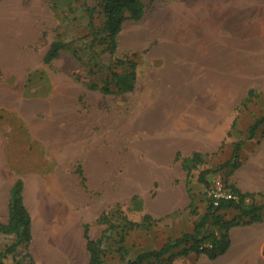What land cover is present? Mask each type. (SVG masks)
<instances>
[{"label": "rangeland", "instance_id": "obj_1", "mask_svg": "<svg viewBox=\"0 0 264 264\" xmlns=\"http://www.w3.org/2000/svg\"><path fill=\"white\" fill-rule=\"evenodd\" d=\"M98 1L0 0V34H5L0 35V148L6 153L13 142L21 155L11 154L10 145L8 156L55 166L62 178L69 177L73 211L80 215V240L84 242L83 226L88 223L90 235L102 237L103 263L127 264L138 252L176 238L181 228L175 226L180 223L185 230L192 216L197 220L205 212L208 188L198 180L200 171L210 170V181L233 183L230 168L220 166L234 142H242L243 159L257 150L264 153V135L247 138L248 125L264 112V16L261 21L248 15L242 40L213 31L197 39L193 34L172 38L166 30L175 25L163 22V50L180 49L190 56L180 66L178 56H163L160 69L146 65L144 55L148 48L160 47L161 26L152 24L154 13L175 0H143L145 15L123 23L114 52L101 40L92 41V26L101 29L104 21ZM209 16L219 17L214 12ZM188 25L185 20L184 27ZM154 32L159 37L150 41ZM54 39L65 45L47 63L44 56ZM134 52L139 62L134 89L118 92L110 82L112 92L103 91L109 69L123 71L116 58ZM225 52L231 55L225 58L231 61V72L222 71ZM214 53L217 62L209 63ZM161 82L163 90L158 88ZM249 88L255 94L241 104ZM176 151L175 159L163 164ZM193 151L202 152L203 161L187 171L182 159ZM263 153L254 166L261 172L259 179L264 178ZM163 191L190 196L193 205L163 218ZM88 194L120 196L106 209L109 221L81 214ZM145 213L154 218L149 227L128 225V220L141 222ZM16 238L15 233H0V264H29L25 243L6 251ZM178 250L172 251L173 260L162 257V263H196L178 256ZM156 263L152 259L146 264Z\"/></svg>", "mask_w": 264, "mask_h": 264}, {"label": "crops", "instance_id": "obj_2", "mask_svg": "<svg viewBox=\"0 0 264 264\" xmlns=\"http://www.w3.org/2000/svg\"><path fill=\"white\" fill-rule=\"evenodd\" d=\"M210 12H214L219 17H210ZM249 14L257 15L261 20V17L264 16V0H175L168 4L166 10L161 7V10L153 15L152 24L155 26L160 25L162 34L159 37L156 32L150 33L149 40L154 41L156 36L159 37L160 47L148 48L144 55V63L151 68L161 69L163 68V56H178L181 60L180 63H177L179 66L183 64L184 56H190L185 55L180 49L163 50V22L170 26L175 25L171 32L166 30V34L171 35L172 38H183L185 35L193 34L197 39V37L200 38V36L206 35L210 31L216 33L218 31V33L225 35V39L242 40L249 28L247 21ZM185 20L192 25L185 28ZM178 24L180 27H176ZM193 55L195 54L191 56L193 57ZM222 56H224V59L221 60L223 63L222 71L231 72V61L225 59L231 55L225 52ZM241 56L239 55L240 58ZM216 57V53L211 54L207 61L214 64L217 62ZM225 67H228V69ZM158 88L163 90V82L159 84ZM160 95L163 97L162 91ZM10 145L13 148L11 154L16 156L19 153L21 155L20 151L14 149L13 142H8L6 153L0 148V189H4L0 190V221H7L10 188L14 181L20 178L23 181V202L31 217V240L28 242L27 248L36 264H88L87 240L83 236L84 242L81 241L78 235L77 218L80 215L73 211L71 179L69 177L62 178L61 172H58L55 166H41L40 162L34 164L28 162L27 158L23 161L8 156ZM177 152L169 153L170 156L165 155L167 158L163 160V164L173 161ZM262 153L263 150H257L255 156L243 159L240 151L242 163L233 171L232 182L241 192L264 194V178L259 179L260 170L258 168L254 169L256 160L261 157ZM31 164L37 166H31ZM86 201V206L81 214L86 218L94 217L97 220L110 205L120 201V196L100 197L88 194ZM190 204V196H171V194H166L163 191V218L170 217L181 209L189 208ZM225 211L227 209L223 210V212ZM231 211L234 212L232 216L238 214L237 210ZM195 221L196 216L194 215L192 216L191 226H188L185 230H182L180 223L175 226V229L181 228L175 237L181 236L184 232H192ZM66 229L68 231L75 230L73 239L71 235L66 237ZM88 229L90 238L96 239L90 235L89 226ZM229 237L230 245L227 251L217 258L209 259L204 254L197 255L193 252L194 255L190 252L187 255L189 260L191 259L194 262L196 260L195 264H264V219L232 226L229 230ZM47 249H49L48 252ZM58 254L59 256H57Z\"/></svg>", "mask_w": 264, "mask_h": 264}, {"label": "trees", "instance_id": "obj_3", "mask_svg": "<svg viewBox=\"0 0 264 264\" xmlns=\"http://www.w3.org/2000/svg\"><path fill=\"white\" fill-rule=\"evenodd\" d=\"M98 8L104 17L101 29L93 27L92 41L97 40L106 43L108 49L114 52L118 47V35L122 30V25L126 20H140L146 12V5L143 0H99ZM102 35L98 37V35ZM64 43L60 39H54L44 56V61L49 63L59 55L60 49L64 47ZM133 57V58H131ZM137 53H132L125 58L118 57L115 60L117 65L123 67V71L119 72L114 68L109 69L110 76L102 85V90L112 92L110 82L116 86V91H131L134 89L137 81L138 60ZM94 87V85H91ZM254 88H249L246 95L241 100V104L250 102L255 94ZM264 135V112L254 118L247 127V138L253 139ZM242 147L241 141L233 143V149L230 157L221 164V168H230L233 172L238 168L242 160L240 159V151ZM203 161V154L200 151H193L191 155L182 159V165L185 170L189 171L196 168ZM210 170H202L199 172L198 180L206 187L210 184L207 172ZM216 172V171H215ZM79 174L82 171L79 169ZM224 182L233 194L232 198L221 199L217 205H213L212 201L207 199L205 212L195 221L192 232H184L181 236L169 239L161 247L157 249L145 250L138 252L135 257L127 260V264H146L148 261L155 259L156 264H163L162 257L168 255V259L173 260L175 256L172 252L175 248H179L178 256H186L190 252L197 255L205 254L209 259H215L219 255L225 253L230 245L229 230L232 226L238 224L251 223L253 221L264 219V202L255 200L256 194L253 192H241L233 183H229L226 179ZM23 181L18 178L14 181L10 188V199L8 204V216L6 222L0 221V233H15L17 238L15 242L9 246L6 251L13 249L19 243L28 244L31 240V217L23 202ZM193 205V199L191 204ZM237 210L238 214L231 218H226L223 210ZM108 211H105L99 218L100 221L107 220ZM154 218L150 213L143 215L142 221L128 220L131 227H149ZM213 226V228H212ZM83 236L87 240V248L89 251L88 264H104L99 246L102 237L92 239L89 236L88 225H84ZM176 254V255H177ZM29 264H35L34 259L29 254Z\"/></svg>", "mask_w": 264, "mask_h": 264}, {"label": "built area", "instance_id": "obj_4", "mask_svg": "<svg viewBox=\"0 0 264 264\" xmlns=\"http://www.w3.org/2000/svg\"><path fill=\"white\" fill-rule=\"evenodd\" d=\"M207 188V196L212 201L213 205H217L221 199H229L235 196L232 190L226 186L224 180L221 178H216L210 181V184ZM255 200L257 202H264V196L256 194Z\"/></svg>", "mask_w": 264, "mask_h": 264}, {"label": "bare ground", "instance_id": "obj_5", "mask_svg": "<svg viewBox=\"0 0 264 264\" xmlns=\"http://www.w3.org/2000/svg\"><path fill=\"white\" fill-rule=\"evenodd\" d=\"M252 6H253V5H252ZM254 13H255V12H254ZM248 18H249V17H248ZM258 18H259V17H258ZM263 18H264V17H263ZM225 20H226V18H225ZM245 20H246V19H245ZM245 20H244V21H245ZM227 21H228V19H227ZM227 21H225V22H227ZM6 23H8V22H6ZM244 23H245V22H244ZM214 24H215V22H214ZM0 25H1V24H0ZM2 25H3V24H2ZM2 25H1V26H2ZM6 25H7V24H6ZM6 25H5V26H6ZM222 25H223V24H222ZM1 26H0V27H1ZM223 26H224V25H223ZM223 26H222V27H223ZM222 27H221V28H222ZM226 27H227V26H226ZM227 28H228V27H227ZM219 31H220V30H219ZM2 33H3V32H2ZM217 33H218V31H217ZM0 35H1V34H0ZM2 35H5V34H2ZM2 35H1V36H2ZM1 36H0V48H2V47H1V44L4 43V42L2 41V39H1V38H2ZM207 36H208V35H207ZM208 38H209V37H208ZM208 38H207V39H208ZM210 39H211V38H210ZM210 39H209V40H210ZM3 40H5V39H3ZM221 40H222V39H221ZM210 41H211V40H210ZM210 41H209V42H210ZM219 41H220V40H219ZM222 41H223V40H222ZM226 41H227V40H226ZM248 41H249V40H248ZM220 43H221V42H220ZM220 43H219V44H220ZM2 46H3V45H2ZM4 46H5V45H4ZM218 46H219V45H218ZM224 47H225V46H224ZM187 48H188V47H187ZM227 50H228V49H227ZM2 51H3V50H2ZM2 54H3V53H2ZM187 55H188V54H187ZM191 57H192V56H191ZM195 57H196V56H195ZM193 58H194V56H193ZM198 59H199V58H198ZM1 183H2V182H1ZM2 184H3V183H2ZM2 186H4V185H2ZM1 189L4 190L3 188H1ZM1 189H0V190H1ZM1 193H2V192H1ZM3 194H4V193H3ZM0 203H1V202H0ZM42 215H43V214H42ZM55 215H56V214H55ZM57 216H58V215H57ZM54 218H55V217H54ZM43 221H44V220H43ZM48 222H49V221H48ZM61 222H62V221H61ZM46 227H47V226H46ZM53 227H54V226H53ZM39 228H40V227H39ZM62 228H63V227H62ZM41 230H42V229H41ZM49 230H50V229H49ZM64 230H65V229H64ZM52 231H53V230H52ZM62 231H63V230H62ZM53 232H55V231H53ZM73 232H74L73 230L68 231V230L66 229V237H68L69 235H71V238L73 239V237H74V233H73ZM40 233H41V232H40ZM49 233H50V232H49ZM57 233H60V232H57ZM53 234H54V233H53ZM40 237H42V236H40ZM42 238H43V237H42ZM39 239H40V238H39ZM78 240H79V239H78ZM66 241H67V240H66ZM38 242H39V241H38ZM50 242H51V241H50ZM64 242H65V241H64ZM64 242H63V243H64ZM40 243H41V242H40ZM54 243H55V242H54ZM52 244H53V242H52ZM41 245H42V244H41ZM49 245H50V244H49ZM44 246H45V244H44ZM42 247H43V245H42ZM51 247H52V246H51ZM55 248H56V247H55ZM55 248L53 249V252H54ZM48 250H49V249H47V252H48ZM50 250H51V249H50ZM56 251H57V250H56ZM58 252H59V250H58ZM49 253H51V251H49ZM47 255H48V254H47ZM54 255H55V253H54ZM57 256H59V254H58Z\"/></svg>", "mask_w": 264, "mask_h": 264}]
</instances>
